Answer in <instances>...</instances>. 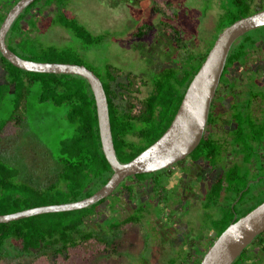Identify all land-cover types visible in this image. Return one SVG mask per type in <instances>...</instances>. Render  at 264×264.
<instances>
[{"label":"trees","instance_id":"trees-1","mask_svg":"<svg viewBox=\"0 0 264 264\" xmlns=\"http://www.w3.org/2000/svg\"><path fill=\"white\" fill-rule=\"evenodd\" d=\"M18 1L0 2V26ZM68 2L70 0H36L12 26L7 36L8 47L25 60L76 64L89 68L80 50L104 45L109 41V33L95 35L78 18L68 16L65 12ZM155 2L154 12L162 15L161 24L165 31L170 32L175 49L179 51V55L171 61L172 64L159 67L157 72L149 76V81L140 80L138 75L126 73L111 63L104 66L103 74L89 68L103 83L109 103L114 147L121 163L132 161L167 131L191 81L203 65L218 35L236 21L264 9V0H260V6H256L255 0H225L222 2L225 10L223 9L218 23L215 40L204 51H199L185 44L184 33L170 23V20L175 21L178 18L175 4L170 0ZM53 5L56 6L53 25L67 31L71 43H75L74 47L63 49L45 46L39 39L36 33L37 21L44 17V12ZM261 29L263 34L258 37H250L249 32L235 43L228 57L226 70L244 64L252 50L264 46V27L259 30ZM151 30L150 26L140 27L135 37L142 39L148 36ZM0 64L6 72L4 82L0 84V139L10 129L28 121L29 100L34 87L39 88L38 105H52L60 109L71 129L70 134L59 141L55 153L51 157L45 156L53 163L47 170V179L36 175V170L31 168L27 158L23 159L21 168L17 156H9L5 153L6 147L0 146V215L41 206L73 203L95 194L109 181L113 170L102 151L97 107L88 81L76 75L23 71L9 63L1 54ZM143 87H148L149 91L146 97L141 98ZM239 119L241 135L237 142L244 144L247 139L248 121L241 115ZM209 125H212L211 120ZM253 128L256 130L253 131L254 135L259 132L261 136L264 132V127ZM12 137L14 139L15 135ZM212 140V136H204L193 155H211L207 152L213 150ZM230 179L237 184V189L236 195L226 203L231 205L233 200L238 202L234 209L229 205L225 207L221 219L214 222L217 231L215 239L229 225L264 202L263 178L258 181L259 189H249L246 193L243 189L248 186L249 179L240 178L239 174ZM221 189L222 184L216 188L215 195H218ZM109 199L82 210L42 214L6 224L0 223V264H18L23 263L25 259L41 256L68 259L73 251L88 254L95 249H101L102 246L106 248L109 242L97 231L88 228L89 219L108 220L111 234L123 231L126 226L139 221L137 216L124 220L113 216L117 211L114 209L116 204H108L110 211L107 214L105 208ZM263 235L264 233L257 237L234 264H245L244 258L248 250L254 245L264 244ZM143 262L146 263L147 258L143 259ZM182 262L200 264L201 260L183 259Z\"/></svg>","mask_w":264,"mask_h":264},{"label":"rangeland","instance_id":"rangeland-1","mask_svg":"<svg viewBox=\"0 0 264 264\" xmlns=\"http://www.w3.org/2000/svg\"><path fill=\"white\" fill-rule=\"evenodd\" d=\"M155 1L158 0H141L139 2L70 0L65 9L68 16L78 18L95 35L109 33V41L104 45L85 51L80 50L85 64L98 74H103L104 66L111 63L122 68L126 73L138 75L139 79L143 81H149V76L157 72L159 67L171 65L173 59L179 55V51L175 49L170 32L165 31L161 24L162 15L154 12ZM170 1L175 4L178 15V18L175 21L170 20V23L184 33L185 44H189L196 50L204 51L215 40L217 26L225 10L222 6V2L225 0ZM255 1L256 6H260V0ZM55 12L56 6L53 5L44 12V17L37 21L36 33L39 39L45 46H57L63 49L74 47L75 43H71L67 31L53 25V18L56 17ZM143 26L152 27V32L148 36L138 39L135 35L138 29ZM262 30H254L249 33V36L258 37L263 34ZM5 76V69L0 64V84L4 82ZM148 91V87H143L140 97H146ZM38 96L39 88L34 87L29 100L28 121L10 129L1 137L0 146L6 147L4 150L9 156L13 154L17 156L16 159L21 168L23 159L27 158L31 168L36 170V175L47 179V170L52 167L53 163L45 156L51 157L55 153L59 141L67 137L71 129L63 117V112L52 105L39 106ZM7 140H9V144L6 146ZM263 174L250 176L252 182H255L251 185L252 190L257 188L258 181ZM238 181L241 180L238 179ZM118 203L116 198H111L107 205ZM220 204L221 212L217 211L218 213L223 212L226 201L223 200ZM192 214L190 221L194 224L198 223L201 228L210 229L213 227V216L205 212L202 213L201 209ZM154 215H157V212H154ZM103 219L105 218L103 217ZM87 226L97 231L103 239L109 242V245L106 248L102 246L101 249L90 251L88 254L73 251L68 259L66 257L41 256L25 259L23 263L18 264H183V259H173L172 248L167 253L166 251L157 254L151 252L147 262L144 263L141 258L143 243L145 247L147 245L141 239V230L137 226H128L121 233L115 232L111 237L106 236L104 232L111 226L106 219L104 221L96 218L89 219Z\"/></svg>","mask_w":264,"mask_h":264},{"label":"flooded vegetation","instance_id":"flooded-vegetation-1","mask_svg":"<svg viewBox=\"0 0 264 264\" xmlns=\"http://www.w3.org/2000/svg\"><path fill=\"white\" fill-rule=\"evenodd\" d=\"M260 47L249 53L244 64L225 68L204 135L213 137V150L207 152L211 155L196 157L194 151L166 170L127 178L107 198L118 200L114 206L117 211L112 215L119 220L138 217L137 223L128 226L141 230V239L147 245L143 243L142 259L148 258L151 252L167 253L172 248L173 259L202 260L216 240L217 231L214 223L210 229L194 224L190 221L192 213L201 209L202 213L213 216L214 222L219 221L224 214L217 212H221L220 203L236 195L237 184L230 178L239 174L240 178L249 179L243 189L246 193L255 184L250 176L263 173L264 132L261 136L259 132L253 133L256 131L253 126L264 127V46ZM240 115L248 121L244 144L237 142L241 135ZM210 120L212 125H209ZM262 178L264 175L260 180ZM220 184L222 189L215 195ZM237 202L233 200L231 205L228 202L224 206L234 209ZM108 207L106 205L107 214ZM109 228L104 232L111 237ZM244 261L245 264H264V244L252 246Z\"/></svg>","mask_w":264,"mask_h":264},{"label":"water","instance_id":"water-1","mask_svg":"<svg viewBox=\"0 0 264 264\" xmlns=\"http://www.w3.org/2000/svg\"><path fill=\"white\" fill-rule=\"evenodd\" d=\"M35 1L19 0L7 13L0 26V54L23 71L76 75L88 81L96 102L102 151L113 170V175L100 190L88 198L73 203L41 206L0 215L1 224L42 214L90 208L110 197L127 178L166 170L190 156L204 138L211 107L233 46L247 33L264 27L263 9L225 28L218 35L203 65L191 81L167 131L132 161L121 163L114 147L108 98L103 83L95 72L84 65L25 60L8 47L7 36L12 26ZM263 233L264 202L229 225L207 250L200 264H234Z\"/></svg>","mask_w":264,"mask_h":264}]
</instances>
